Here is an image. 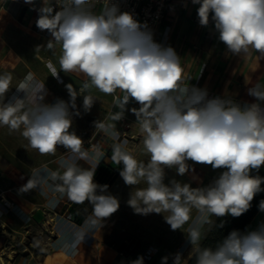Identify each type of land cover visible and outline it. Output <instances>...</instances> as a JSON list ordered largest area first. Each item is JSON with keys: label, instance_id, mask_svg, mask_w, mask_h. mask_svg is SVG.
<instances>
[{"label": "clouds", "instance_id": "9594fccd", "mask_svg": "<svg viewBox=\"0 0 264 264\" xmlns=\"http://www.w3.org/2000/svg\"><path fill=\"white\" fill-rule=\"evenodd\" d=\"M39 13L36 27L47 30L60 45L59 65L65 73H82L106 95L124 93L122 112L130 99L140 104L131 111L143 135V146L150 156L147 164L138 161L125 145L116 144L112 160L122 164L120 176L126 185L146 183L136 188L128 205L136 214H163L172 230L181 229L195 208L202 216L211 214L239 217L249 210L254 196L264 189V178L251 176L252 169L264 165V86L256 84L248 94L257 102L241 105L220 96L209 99L207 89L183 87L180 59L170 47L153 40L147 24H140L119 5L107 3L100 13L93 11L97 0H24ZM199 24L211 21L229 52L264 56V0H192ZM31 79V76L29 77ZM12 76L0 74V98L9 91ZM89 87L85 83L84 88ZM44 82L21 83L23 99L0 103V126L18 131L41 154H55L58 145L68 149L77 160L87 159L83 140L69 131L77 95L69 90L71 100L58 99L44 104ZM95 100L83 96V109L91 110ZM75 115H80L77 110ZM121 119L122 115H117ZM101 128L104 125H100ZM226 169L207 187L192 188L188 183L171 180L165 184V168H176L183 176L190 170L186 161ZM97 165V164H96ZM96 165L90 168L69 163L64 171H52L50 179L59 181L57 191L75 203L88 201L93 215L102 220L120 207L119 200L107 193L108 185L94 182ZM35 172L21 191L37 187ZM264 211V200L260 201ZM188 240L196 253V264H264V226L246 234L233 230L214 249L201 247L198 227L188 230ZM132 264H143L138 258ZM167 264V257L162 259ZM173 264H182L180 253Z\"/></svg>", "mask_w": 264, "mask_h": 264}, {"label": "rangeland", "instance_id": "374dc122", "mask_svg": "<svg viewBox=\"0 0 264 264\" xmlns=\"http://www.w3.org/2000/svg\"><path fill=\"white\" fill-rule=\"evenodd\" d=\"M198 7L199 5L193 4L192 0H170L161 23L162 32L167 34V46L175 51L180 59L182 74L187 72L186 78L189 79L196 78V75L205 69L204 63L201 64L200 73L193 69L191 61L194 59L190 49L192 50L193 46L200 48L204 43H223L218 38L219 33L213 35L216 30L211 17L208 26L199 24ZM15 24L16 22L6 11L0 10V74L8 73L12 76L5 97L14 89V84L20 78L22 79L17 82V88L21 83L30 84L33 81L48 79L50 85L42 91L44 104H54L58 99L70 102L69 90L74 92L77 95L76 109H70L72 127L69 131L75 132L83 140L82 150L87 152L88 158L77 160L76 156L60 145L57 146L55 154H41L22 136L23 126L18 131H10L7 126H0V177L4 181L8 175L13 176L12 172L16 173V169H20L21 166V169L24 167L29 172L33 169L40 171L49 167L62 173L69 163H75L78 167H83L85 163L92 164V167L97 164L94 182L98 185H108L107 193L119 200L120 207L110 217L100 220L94 217L91 203L88 201L82 204L75 203L68 199L66 194L58 192L54 194L55 202L50 207L55 209L57 214L60 210L66 209L69 213L66 218L70 224L54 218L51 220L52 226L48 223L47 226L41 220L33 221L27 216L17 215L13 212L14 207L7 209L0 205V231L4 222L8 225L7 228L16 231L17 235L13 242L5 243L0 234V258L3 260L0 264H42V261L34 258L37 251L52 254L54 259H58L54 253L62 250L72 258L73 251L79 244L84 246L86 244L84 242L93 238L113 248H118L122 243L126 244L127 248L131 247L125 249L126 254H138L150 247L152 256L147 264H162V259L165 257L167 264H173V258L177 253L181 254L182 264H185L195 251L188 240V230L198 227L203 239L212 227L215 216L211 214L202 216L193 208L191 219L181 229L172 230L164 219V215L168 213L164 215L150 213L145 216L136 214L128 205L130 194L136 188H144L147 185L144 181L138 185H126L119 174L123 165L116 164L112 156L114 146L123 144L125 150L131 152L138 161L148 163L150 156L144 150L143 135L136 123V116L131 111L133 108L139 109V104L130 99L122 112L121 106L113 104V95H106L91 86L84 74L65 73L61 70L59 46L53 45L49 48L47 46L49 41L31 35L27 29L20 30ZM202 52L197 60L199 63L202 58L206 59V53ZM260 57L258 53V59ZM48 61L56 67L63 78L62 81H58L50 72L46 65ZM20 68H23V75H20ZM85 83L89 84L87 89L84 88ZM192 86L199 88L198 85L192 84ZM21 94L24 98L23 90ZM84 95H91L95 100L88 112L83 109ZM5 97L0 98V103H5ZM77 110L80 112L78 116L75 115ZM111 110H118L123 120L111 124L107 120ZM100 125L104 127L101 128ZM186 163L190 166V170L183 176L177 174L175 167L165 168V184L174 179L182 184L188 183L192 188L207 187L226 170L213 169L211 165L199 164L191 160ZM58 184L59 181L53 182L55 190ZM248 232L251 231L245 230L243 234ZM60 235L64 238L57 240ZM66 237L69 239L65 246L62 243ZM4 243L7 246L6 250L2 249Z\"/></svg>", "mask_w": 264, "mask_h": 264}, {"label": "crops", "instance_id": "0c3cea01", "mask_svg": "<svg viewBox=\"0 0 264 264\" xmlns=\"http://www.w3.org/2000/svg\"><path fill=\"white\" fill-rule=\"evenodd\" d=\"M41 1L42 0H38V2ZM1 3L2 2H0V4ZM1 10L8 13L12 20L16 22L15 25L20 28V30H29L28 27L30 26L34 12L32 9L24 8L12 2H3V8ZM217 33L218 32L215 31L213 35ZM31 35L33 34L31 33ZM155 42L157 43V40H155ZM167 47L166 42L165 48ZM190 51L194 59V61H191L193 62V69L195 68L197 73H200L199 71L202 63L205 64V69L201 71L199 75H196V78L192 79H189V77L186 78L187 72L184 73L183 76L185 78L183 79V84L188 85L189 87L194 84L198 85L201 89H207L209 99L217 96L230 98L237 103H240L242 106L246 103L257 102L255 97L248 94V89L256 84L264 86V56H261L258 59V53L255 51H252L249 55L232 54L228 51L227 46L224 43L219 42L209 44L204 43L200 48L193 46V49H190ZM201 52L206 53V59L202 58L199 63L197 60L199 59ZM22 69L20 68V75H23L24 73L22 72ZM21 79L22 78L18 79V81ZM17 82L14 84V89L10 90V94L5 97V103L15 102L16 99H23L21 90H18L17 88ZM40 82H44V88L41 91H44L50 85L48 79L47 81L41 80ZM197 82L199 84H197ZM261 106L264 107V103H262ZM111 108L112 104L110 109ZM118 110L112 111L114 114H117L120 113ZM115 117H109L107 120L111 124H114L117 122ZM90 167H92V164L85 163L82 168L87 169ZM20 169H16V173L12 172L13 176L8 175L4 180L5 182L0 177V193L12 201L14 207L13 212L20 216H27L33 221L41 220L47 226L48 224L52 226L51 220L54 218L62 223L67 222V224H70V221L66 218L69 214L66 209H63V211L60 210L57 214L56 210L50 207V205L52 206L55 202V197H53L54 194L59 192L55 190L53 185L54 181L50 179V173L54 170L49 167L40 171L33 169L30 172L24 167L23 169ZM25 172L28 173L25 174ZM34 172L36 174L34 178L37 180V187L26 192L21 191L22 187L28 182L30 176H32ZM1 182L3 184H1ZM1 226L2 228L8 227L4 222H2ZM260 226H264V211H260L258 208L245 230L255 231ZM9 231L12 233L11 237L0 233L4 241H6L5 243L13 242L17 237L16 231ZM62 238L64 237L62 236ZM62 238L60 235L57 240H61ZM67 239H69V237H66L62 245H67ZM5 243L2 248L3 250L7 249ZM84 243H86L84 246L79 244L77 249L73 251L72 258L62 250L54 253L58 256V259H54L52 254H43L41 251L35 252L34 258L37 261H42V264H132V262L136 261L144 251L142 250L138 254H126V244L122 243L118 248H113V246L97 242L94 238ZM127 249H131V247H128ZM147 263L148 261L145 264Z\"/></svg>", "mask_w": 264, "mask_h": 264}, {"label": "built area", "instance_id": "2783aa9c", "mask_svg": "<svg viewBox=\"0 0 264 264\" xmlns=\"http://www.w3.org/2000/svg\"><path fill=\"white\" fill-rule=\"evenodd\" d=\"M169 1L170 0H110V3L118 4L121 12L131 13L134 19H136L140 24L142 25L147 24L148 30L152 32L153 40L155 41L157 39V43L165 47L167 42V34L162 32L161 23L164 18L165 10L167 8ZM0 2H2L0 4V10L3 8V2H12L24 8L33 10V6L26 4L24 0H0ZM106 3L107 0H97V2L95 3V7L93 8V11L96 13H100L104 9ZM52 4L55 10H59L58 5H56V0H52ZM41 6H42V1L38 2V0H35V8L39 9ZM33 11L34 12L31 19V23L30 26L28 27L30 33H32L37 37L43 38L47 41L52 40L53 37L47 30L41 31L36 27V21L38 19L39 13L37 10H33ZM53 44L60 47V45L56 44L54 41ZM183 87H189V86L183 84ZM112 95H113V104H117L118 106H121V104L123 103L124 93L121 92L120 90H117ZM117 115H121V114L120 113L114 114V112L111 110L110 117L114 118ZM120 120H123V117L121 119H116L117 122H119ZM0 201H1V205L4 208L10 209L13 207V203L9 199L4 197L2 194H0ZM151 256H152V249L148 247L142 252L139 258L142 257L143 264H145L147 261L150 260Z\"/></svg>", "mask_w": 264, "mask_h": 264}, {"label": "trees", "instance_id": "16d2710c", "mask_svg": "<svg viewBox=\"0 0 264 264\" xmlns=\"http://www.w3.org/2000/svg\"><path fill=\"white\" fill-rule=\"evenodd\" d=\"M251 176H259L264 178V165L259 169H252L250 171ZM261 188L264 189V183L261 184ZM264 200V191L256 194L253 201L251 202V207L247 212L239 217H233L230 214H226L223 217H216L212 227L209 229L207 234L203 237L200 242L201 247H211L215 248L219 243H221L233 230H238L243 234L246 226L250 222L251 218L254 216L259 208L260 201ZM185 264H196V253L195 251L187 259Z\"/></svg>", "mask_w": 264, "mask_h": 264}, {"label": "bare ground", "instance_id": "6f19581e", "mask_svg": "<svg viewBox=\"0 0 264 264\" xmlns=\"http://www.w3.org/2000/svg\"><path fill=\"white\" fill-rule=\"evenodd\" d=\"M46 65H47L48 69L50 70V72L54 75V77L58 81H62V78H61L60 74L57 72L56 67L50 61L46 62ZM0 233L5 235V236H8V237L12 236V233L6 227H3L0 231ZM5 249H6V247H5ZM0 261L3 262L2 258H0Z\"/></svg>", "mask_w": 264, "mask_h": 264}]
</instances>
